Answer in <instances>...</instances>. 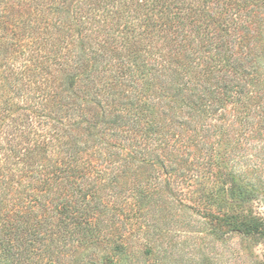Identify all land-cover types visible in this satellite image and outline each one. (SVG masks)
<instances>
[{
    "label": "trees",
    "instance_id": "1",
    "mask_svg": "<svg viewBox=\"0 0 264 264\" xmlns=\"http://www.w3.org/2000/svg\"><path fill=\"white\" fill-rule=\"evenodd\" d=\"M263 169L264 0H0V264L149 262L181 183L212 234L264 235Z\"/></svg>",
    "mask_w": 264,
    "mask_h": 264
},
{
    "label": "rangeland",
    "instance_id": "2",
    "mask_svg": "<svg viewBox=\"0 0 264 264\" xmlns=\"http://www.w3.org/2000/svg\"><path fill=\"white\" fill-rule=\"evenodd\" d=\"M30 31L28 28L25 34H28ZM28 39L24 38L23 53L18 57L15 55L12 59L14 67L18 72H20L23 62L27 58L26 42ZM24 82L25 80H23V84ZM4 90H7L6 87ZM255 176L256 183L259 186L261 184L263 186L259 187V190L255 192V199L250 201V205L255 214L264 218V169L260 170L259 174ZM179 187V190H181L179 193L181 198L179 197V200L180 202L183 201L182 210L181 204L178 206L180 210L179 224H175L171 220L166 222L167 219L164 215L168 213L161 215L159 211L152 212L147 222L149 225L145 227L144 233L137 239L139 240L138 248L142 253L145 249L147 250L148 244L146 239L152 240V242L163 241L165 247L170 246L168 251H165L163 246L160 249L159 247L158 249L156 248V252L150 255L149 262L147 261L149 260L148 255L139 254L135 264H154L153 262H156L155 257L159 258V256L162 258L157 264H264V235H243L239 232L220 234V236L218 235L219 233H216L217 235L212 234L208 231V228L211 227L210 218L200 216L202 211L199 209L197 201L193 203L192 200L190 201L191 197H188L191 195L190 191L195 186L192 188L189 183H181ZM118 198L120 201H123V195H120ZM221 202L228 203L227 201ZM155 222L158 225L155 226ZM158 235H161V237L156 239ZM57 243L36 249V253L38 254L32 255L35 258H32L30 262L24 261L23 264H45V260L47 261L48 258L50 259L48 264H75L74 258L80 254L83 255L82 264L84 257L88 258L87 253H89V249L79 245L77 242L63 243L64 247ZM159 253L163 255H159ZM69 255L74 259L71 263L67 259ZM62 256L63 258L60 260L59 258ZM95 256L98 262L102 261V264L106 263L105 260H102L103 250L98 255L95 253Z\"/></svg>",
    "mask_w": 264,
    "mask_h": 264
}]
</instances>
